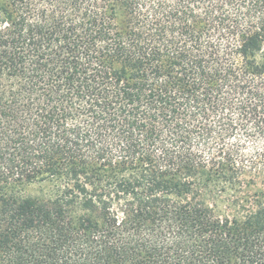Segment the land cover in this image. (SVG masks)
<instances>
[{"label":"trees","instance_id":"obj_1","mask_svg":"<svg viewBox=\"0 0 264 264\" xmlns=\"http://www.w3.org/2000/svg\"><path fill=\"white\" fill-rule=\"evenodd\" d=\"M262 180L264 0H0V264H264Z\"/></svg>","mask_w":264,"mask_h":264},{"label":"rangeland","instance_id":"obj_2","mask_svg":"<svg viewBox=\"0 0 264 264\" xmlns=\"http://www.w3.org/2000/svg\"><path fill=\"white\" fill-rule=\"evenodd\" d=\"M39 187V185H31L27 188V191L31 194H37L40 193ZM251 190H259L264 194V180L258 181L254 186H252Z\"/></svg>","mask_w":264,"mask_h":264}]
</instances>
